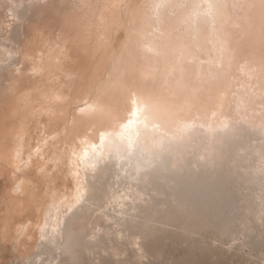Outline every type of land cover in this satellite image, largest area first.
<instances>
[{
  "label": "rangeland",
  "instance_id": "1",
  "mask_svg": "<svg viewBox=\"0 0 264 264\" xmlns=\"http://www.w3.org/2000/svg\"><path fill=\"white\" fill-rule=\"evenodd\" d=\"M236 1H238L236 5L241 4V9L246 8L243 10L245 11L243 16L240 5L236 6L240 10L239 15L242 14V18L246 19L239 17V20L245 22H242L243 26H241L245 31L247 30V34L244 35L245 31L242 33L236 28L237 25H234L237 20L232 9L228 20L230 36L227 35L229 38L227 43H232V39L240 36L238 40L241 47L239 51L237 50V62L233 69L227 71L228 67L223 65L218 70L222 78L218 77L220 79L216 81V86L220 87L218 94L222 101L219 100L217 105L215 112L217 115L210 111L206 114L208 113L211 118L214 116L213 120L219 115L220 110V113H228L232 119L243 120L254 125L253 127H257L259 123L264 126V78L261 76L264 73V47L256 49V53L245 52L244 55L242 49L244 44L250 46L253 44L256 26L257 30L259 29L258 20L253 18L259 7L254 0L247 2L244 0L246 4L241 0ZM149 2L152 1L0 0L1 115L4 116L9 112L11 102L19 97V93L22 95L28 92L32 95L44 93V106L51 104L54 92H58L62 101L54 107L61 111L53 113L55 118L73 113L74 103L71 101L88 91L96 92L102 85L104 73L108 72L112 60L116 58L127 40L133 17L139 15V11L140 14L147 13L149 7H152V3ZM231 2L229 0V3ZM248 4H252L254 8L249 10L252 7ZM142 6H145V9ZM248 10L249 14L246 12ZM251 13L253 17L250 16ZM117 17L118 21L115 20ZM106 31L110 34L107 39H105L107 35H104ZM248 31L252 33L249 34ZM133 75H135L134 71L133 74L126 73L128 80L126 82L130 86L131 99L134 102L137 94L135 87L137 75L136 77ZM154 75L155 79L148 91L152 98L158 100L162 108L170 109L167 113V116L170 115L169 121L167 119L164 121L168 130L172 132L176 129L173 127L174 122L182 125L186 121H206L207 115L194 105L195 102L191 108H187V104H184L185 110L183 107V110H178L175 115L174 106L170 103L172 87L167 81L169 74L160 77L159 71L156 73L155 70L154 73L148 74L150 77ZM21 77L22 79H19ZM202 80L193 83L191 87L188 84L184 94L193 91L194 85L197 90L202 88L197 85ZM213 85L215 83L210 84L205 93L204 90L198 91L196 100L205 99L206 93L209 96ZM112 94L105 95V101L101 102L104 106L111 105V98H114L116 91ZM122 107V104H117L111 110V115L117 110L120 111ZM1 115L0 124L3 123ZM47 115L41 114L40 133L46 131ZM219 117L221 116L217 118ZM55 118L54 121L51 120L53 124H56L55 120H59ZM213 121L215 122L216 119ZM198 135L199 139L181 145L175 152L166 146L159 147L160 150L170 151V156L174 160H182L184 157L193 160L192 172L196 177L189 179L185 185L188 186L196 181V187L199 186L197 190L188 189L184 185V189H178L179 193L172 188L175 185L173 180H166L165 185L163 179V190L149 191L150 194L154 193L156 199H148L150 194H143L136 199V203L139 202L141 206L140 214L136 211L138 207L134 208L129 204L133 198L129 188L131 190L132 188L126 186V183L123 186L122 180L114 181L116 184L113 182L112 187L118 190L117 192L125 194V191H128L124 199L125 203L129 200L128 206L122 205L123 202L109 199L104 202V208H95L91 212L83 208L70 218L67 229L71 228L78 232L85 228L88 231L84 243L73 250V258L59 248L53 249L51 254L36 250L37 247L32 246L35 243L37 246L39 240L37 234L33 236L35 239L33 245L24 243L25 245L13 247L7 242L3 251L0 247V264H34L40 260L41 264L54 261L58 264H264V197L261 198L259 194L261 186L257 182L260 181L264 185V143L262 142L263 144L258 147L255 145L256 140L252 138V144L247 146L229 147L227 143H223L220 146L222 151L220 157L216 162L214 159H210V162L223 166L224 172L220 181L215 182V190L206 192L202 189L206 180L197 179V175L204 171V167L200 163L198 165V162L207 160L220 142L210 134ZM150 141L154 140L150 139ZM62 144V142L57 144V151L61 157L66 158L70 150L66 144V147ZM213 168L205 167V170L210 173L213 172ZM71 175L72 169L69 170L67 164L57 177L54 174L44 175V183L40 186L42 191L33 196L35 203L47 199L44 191L46 184L48 188L69 191L72 185ZM201 175H205V171ZM256 192L259 197L251 196ZM153 200H156L154 205ZM102 201L104 199L100 202ZM122 206L129 208L127 209V212H131L129 214L134 216L139 214V217L133 218L132 215L125 218L126 221L114 219L121 214ZM35 210L34 216H39L41 210Z\"/></svg>",
  "mask_w": 264,
  "mask_h": 264
},
{
  "label": "bare ground",
  "instance_id": "2",
  "mask_svg": "<svg viewBox=\"0 0 264 264\" xmlns=\"http://www.w3.org/2000/svg\"><path fill=\"white\" fill-rule=\"evenodd\" d=\"M151 1L152 7H149L147 13L140 14L138 10L139 15L133 17L127 40L116 58L112 60L108 72L104 73L102 85L100 82L101 86L96 92L87 90L88 92L83 96L75 97L76 99L71 101L74 103L73 113L63 114L61 118L59 114L62 112L58 113L59 117L56 118L60 121L55 120L56 124H53L55 118L53 113L60 110H56L54 106L62 101L58 92H54L51 104L48 106H44V93L43 95L19 93V97L16 96L17 99L11 102L9 112L4 116L0 113L3 122L0 124V247L3 248L2 251L7 242L13 247L24 243L33 245V240L35 241L33 236L38 234L37 246L36 243L32 246L37 247L36 250L51 254L53 249L59 248L73 258V250L84 243L88 231L85 228L78 232L71 228L67 229L70 218L83 208L90 212L95 208H104V202L109 199L123 202L122 205L128 206L129 200L124 202L128 191H125V194L117 192L118 190L112 187L114 181L122 180L123 186L126 183V186L132 188L129 190L134 199H130L129 204L134 208L141 207L139 202L136 203V199L141 195L150 194V190L155 192L159 189L163 190V179L165 182L173 180L175 185L172 188L175 190L184 189L183 186L188 180L196 177L192 172L193 160L186 157L182 160H174L170 156V151L160 150V146H166L175 152L181 145L199 139L198 134L214 136L220 145L209 154L207 160L198 162V165L200 163L204 167L205 175H201L203 171L197 175V179L206 180L202 189L207 192L215 190L214 184L220 181L224 172L223 166L210 162V159L216 162L220 157L222 153L220 146L223 143H227L229 147L247 146L252 144L251 138L256 140L255 145L258 147L262 142L264 143L262 123L253 127L254 125L243 120L232 119L228 113L222 111L220 113V110L218 116L221 117H215L214 122L215 119L212 120L214 116L211 118L208 113L206 114L207 111L215 113L219 100L222 101L218 94L220 87L216 86V81L220 79L218 77L222 75L218 70L224 65L223 67H228L227 71H229L237 62V50L241 47L238 40L240 36L232 39V43H227L230 36L228 20L233 9L237 20L234 25H237L236 28L242 33L245 31L242 27L244 17L242 18L241 14L243 12L244 16L243 10H246L244 0L241 1L244 2L242 3L245 7L242 8L245 9L240 8V3L236 5L238 2L236 0L232 2L230 0L231 3L229 0ZM254 1L259 10L255 11L257 12L255 15V12L253 13V20H258L260 31L256 26L253 44L251 46L244 44L243 55L245 52L256 53V49L264 47V0ZM236 6L242 11L241 16ZM249 6L252 7V4ZM253 8L254 6L249 10ZM249 10L246 11L247 14L250 13ZM250 16L253 17L252 13ZM239 17L242 18L241 21ZM115 20L118 21L119 18ZM251 31L248 33L251 34ZM245 32L244 35L247 34V30ZM105 34L107 35L105 39L109 38V31L104 32ZM154 70L156 73L159 71L160 77L169 74L167 81L172 87L170 103L174 106V114L178 110H183L184 104H187V108H191L195 102L194 105L207 115L206 121H186L182 125L174 122L173 127L176 129L172 132L168 130L164 121L166 119L169 121L170 115L167 116V113L170 109L162 108L158 100L152 98L148 91L155 79V75L150 77L148 74L154 73ZM130 71L132 74L133 71L135 72L134 77L137 75V81L135 80L137 94L134 102L131 99L130 86L127 85L126 73H131ZM261 76L264 78V73ZM201 79L202 82L197 85L202 88L197 90L194 85L193 91L184 94L188 84L191 87ZM214 83L209 96L206 93L205 99L196 100L198 91L204 90L205 93L208 86ZM114 91L116 95L111 98V105L104 106L101 102L105 101V95ZM161 102L163 103L162 100ZM117 104H122V109L111 115V110ZM44 113L48 114V125L45 127L46 131L40 133L39 121L41 114ZM59 142L68 146L70 150L68 157L63 158L58 154ZM106 144H108L107 148ZM65 164L69 170L72 169V185L69 191L48 188L46 184L44 191L47 199L35 203L33 196L42 191L40 186L44 183V175L54 174L57 177L62 168H65ZM205 167H214L213 172L207 173ZM257 182L261 186L259 194L263 198L264 185L260 181ZM195 183L185 186L195 190L199 187H196ZM153 194L147 195L148 199L155 198ZM252 195L260 196L258 192ZM103 199L104 201L100 202ZM155 201H152L153 205ZM124 206L122 209L120 207L121 214L114 219L125 220L133 215L129 214L131 213L127 212L129 208ZM138 208L136 211L141 214L142 210ZM34 209L41 210L39 216H34ZM135 216L139 217V214ZM40 261L34 264H41ZM49 264H58V262Z\"/></svg>",
  "mask_w": 264,
  "mask_h": 264
}]
</instances>
